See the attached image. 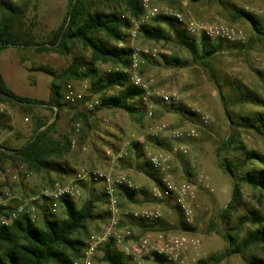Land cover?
<instances>
[{
  "label": "rangeland",
  "instance_id": "374dc122",
  "mask_svg": "<svg viewBox=\"0 0 264 264\" xmlns=\"http://www.w3.org/2000/svg\"><path fill=\"white\" fill-rule=\"evenodd\" d=\"M5 1L24 10L23 26L33 31L38 42L48 40L51 29L42 20L40 10L50 0ZM99 1L100 6L118 7L125 16L130 15L124 11V5ZM150 6L157 8V12L149 13L141 5V13L138 17L129 16L131 28L125 30L126 45L138 54L139 73L150 82L143 97L135 101L141 111L132 114L120 108L100 107L101 93L93 90L92 79H70L62 86L63 94L71 89L82 94L83 99L71 103L64 98L74 108L60 110L53 129V136L70 141L68 150L59 160L68 174L51 170L32 172L15 158L0 157V196L5 199L2 207L5 214L22 203H28L27 207L33 205L29 202L31 196L68 183L81 167L107 170L113 166L126 174L136 190H143L133 199H128L122 189L116 190L118 223L108 240L99 246L97 264H108L102 261V254L109 242L128 264H200V260L228 249L224 234L238 223L242 214L256 209L264 217V191L237 183L218 164L221 158L242 157L245 150H254L264 157V137L232 126L225 109L227 106L233 116L264 114V38L258 40L250 23L233 15L235 8H243L264 20V0H150ZM159 14L173 17L179 14L182 21L176 24L181 30L190 21L228 25L241 30L243 38L223 39L222 49L212 57L214 76H211L199 58L178 44L167 24L160 26L169 40L147 38L140 32L141 25H154V18ZM145 48L154 55L143 53ZM89 57L90 51L81 44H76L72 54L67 56L52 51L36 52L33 47L11 48L0 53V60L7 58L10 67L18 60L21 63L13 77L14 83L7 84L8 87L19 96L43 101L49 98L52 77L38 68L46 66L60 72L71 61L85 63ZM164 58H178L184 65L170 66ZM96 65L101 74L119 69L111 63ZM241 92L247 96L242 97ZM253 93L260 98L258 101L251 96ZM162 94L175 99L163 101ZM89 104L94 105L90 107ZM176 106L193 114L180 112ZM150 109L152 114L148 115ZM74 112L83 113L85 118L76 117ZM0 113L4 123L0 127V145L13 149L20 148L33 137L36 118L47 124L55 119L53 111L46 106L33 105L28 109L9 101L0 103ZM229 138L234 143L226 146ZM134 142L141 146L144 159L134 158L131 151ZM118 154L122 156L117 157ZM155 156L165 158V163L158 168L151 162ZM146 161L153 166L150 172L159 182L147 172L143 165ZM252 166L260 167L261 164L255 161ZM163 178L172 186L170 194L164 195L160 188L161 193L154 195L153 189L160 187ZM235 190L240 196L238 208L226 216L224 212ZM103 194L101 182H87L81 184V195L72 201L79 207L85 200L92 199L95 213L101 214L107 212V198ZM177 197L181 198L180 202ZM35 205L33 219L39 224L43 204ZM135 212L150 215L135 217ZM62 215L63 209L58 207L54 216ZM108 226L109 214L87 222L76 237L85 242L90 235L100 234ZM247 226V223L241 226L240 237L245 236ZM170 236L183 239L177 261L157 262L153 256L155 247L167 244ZM145 238L148 240L142 253L134 256L123 252L124 244L137 248ZM252 257L264 261V246H251L244 253L229 255L219 262L204 261V264H251Z\"/></svg>",
  "mask_w": 264,
  "mask_h": 264
},
{
  "label": "trees",
  "instance_id": "16d2710c",
  "mask_svg": "<svg viewBox=\"0 0 264 264\" xmlns=\"http://www.w3.org/2000/svg\"><path fill=\"white\" fill-rule=\"evenodd\" d=\"M105 3L114 2L124 5L125 12L130 17H138L141 13V0H103ZM102 1V2H103ZM200 2L205 0H187ZM211 1V0H206ZM101 2L95 0H68L67 10L59 27L50 30L49 38L45 42H38L30 28H24V10L11 4V2L0 0V51L8 46L33 47L36 52L52 51L61 55L72 54L76 44H81L90 51L89 60L85 63L71 61L60 72L50 67L42 66L39 71L52 77L49 87V98L47 101L36 100L15 94L4 83L0 75V103L15 102L30 109L33 105L46 106L53 111L55 119L46 123L36 118L33 137L20 148H7L0 145V157L6 156L20 161L29 171H55L68 174V170L59 161L64 151H67L70 141L58 139L53 136V129L58 113L63 108H74L68 101H64L62 86L70 79L84 80L90 78L94 91L100 92V107L120 108L132 114H138L141 108L135 103L141 99L144 91L129 82L125 69L131 65V56L134 50L126 45L127 34L125 30L131 28V18L125 16L118 7L109 8L100 6ZM104 4V3H103ZM235 18L247 20L257 39L264 38V20L256 14L243 8H235ZM154 25H141L140 32L147 38L156 40H169L160 24H167L175 34L179 45L188 49L191 54L200 59L201 64L214 76L212 57L222 49L224 40L217 38L210 40L205 36L198 39L185 34L184 30L177 27L178 20L173 16L159 14L154 18ZM122 43L117 46L113 43ZM170 66L184 65L178 58L166 59ZM97 63H111L119 66V69L108 70L104 74L99 72ZM107 91H112L107 94ZM247 96V93H242ZM254 96V93L251 94ZM255 100L260 99L254 96ZM176 110L185 114H193L183 108L176 106ZM230 124L236 128L250 130L264 137V114L261 112L252 115L240 114L233 116L225 107ZM76 117L85 118L81 112H74ZM3 114L0 113V127ZM40 128H43L39 130ZM234 141L229 138L226 146L233 145ZM134 158L144 159L141 146L138 142L132 144ZM261 164L260 167L252 166L253 162ZM219 167L239 184H246L252 188L264 191V157L254 150H245L242 157L221 158ZM147 172L159 182L154 174H151L152 165L149 161L143 163ZM122 191L128 199H133L141 189H127ZM105 196V194H103ZM239 193L235 190L231 202L225 210L228 216L231 211H236L239 204ZM58 207H62L63 215L55 217L47 204L40 207L41 222L37 224L27 214L19 216L9 225L0 226V264H72L78 258L85 243L77 236L85 228V224L98 217H105L107 212L96 214L95 202L87 199L79 207L66 196L59 199ZM0 208V215L5 212ZM143 224L142 222H139ZM248 224L246 234L240 237L238 232L242 225ZM184 228L190 229L183 224ZM228 241V249L209 256L207 260L221 261L232 254L244 253L249 247L256 245L264 246V217L256 210L250 209L242 214L238 223L229 232L224 234ZM102 261L108 264H128L124 256L111 248V242L104 246ZM153 256L157 262L163 263L165 258L156 252ZM251 264H264L262 259L252 257Z\"/></svg>",
  "mask_w": 264,
  "mask_h": 264
},
{
  "label": "built area",
  "instance_id": "2783aa9c",
  "mask_svg": "<svg viewBox=\"0 0 264 264\" xmlns=\"http://www.w3.org/2000/svg\"><path fill=\"white\" fill-rule=\"evenodd\" d=\"M141 5L143 8L147 9L149 13H156L157 8H153L150 6V0H141ZM177 20L182 21L181 16L179 14H173ZM184 32L188 36H205L209 39H225V40H235L242 39L243 33L241 30H237L228 25H214L210 23H196L190 21L185 24ZM143 53L150 54L148 48L143 50ZM137 53L134 52L131 56V65L128 69H125V72L128 74L129 81L131 85L142 89L146 92L149 88V79L143 77L139 73V63ZM151 55H154L151 53ZM69 88V87H68ZM66 100L71 103L78 102L83 99V95L80 93L73 92L71 89L65 95ZM161 99L163 101H173L175 98L169 94H162ZM97 103V102H96ZM94 104H89V106H93ZM148 115L152 114V110L150 109L147 112ZM74 142L71 143L73 147ZM122 154H118L117 157H121ZM151 162L154 167L158 168L162 166V163H165V158L163 157H152ZM87 182H101L104 186V193L107 198V212L109 214V226L103 230L100 234L90 235L85 240V246L81 253V255L74 259L72 264H97L96 256L99 252V246L108 240V236L113 233L115 226L118 223L117 214L119 213L118 209V200L116 198V190L117 189H135V185L127 178L126 174L122 171H116L113 166L109 167L107 170H100L96 168H87L81 167L74 174L72 179L66 183L59 185L57 184L55 187L50 189H43L36 195H33L29 198V202H32L33 205L28 206V203H22L7 212L6 214L0 215V226L1 225H9L12 221L17 219L19 216L23 214H27L29 217L34 218V213L36 212V203H46L48 209L51 213H56L58 209V202L62 196H66L71 200L77 199L81 195V184ZM160 188L164 195H169L170 190L172 189L171 184L166 180L162 179L160 187H155L153 189L154 195H159ZM181 195V193H180ZM177 201H181L180 197H177ZM5 205V199L0 196V208ZM135 217H149L148 213L138 214L135 212L133 214ZM117 238V237H116ZM147 238L142 241V244L137 248H130L129 245L123 246V252L127 255L137 256L142 253L143 249L146 247ZM118 242H121L119 238H117ZM183 239H179L177 237H169L167 244L163 246H156L155 252L163 256L167 260L177 261L179 248L182 246Z\"/></svg>",
  "mask_w": 264,
  "mask_h": 264
},
{
  "label": "crops",
  "instance_id": "0c3cea01",
  "mask_svg": "<svg viewBox=\"0 0 264 264\" xmlns=\"http://www.w3.org/2000/svg\"><path fill=\"white\" fill-rule=\"evenodd\" d=\"M67 5H68V0H50L48 1L47 5L40 10V15H42V20L45 21V23L48 25V27H50L51 30L56 29L61 25L67 10ZM11 48L16 49L17 47L8 46L7 48L1 50L0 53L2 51ZM11 52H13V50H11ZM20 65L21 63L19 60L18 62H15L14 67H10L11 65L9 66V61L7 58H2L0 60V75L7 87H8L7 84H10L11 82L14 83L13 77L16 75ZM9 77H11L10 81H9ZM9 89L12 90L11 88Z\"/></svg>",
  "mask_w": 264,
  "mask_h": 264
}]
</instances>
